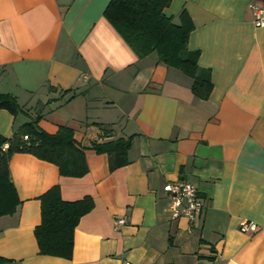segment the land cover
<instances>
[{
	"label": "crops",
	"instance_id": "0c3cea01",
	"mask_svg": "<svg viewBox=\"0 0 264 264\" xmlns=\"http://www.w3.org/2000/svg\"><path fill=\"white\" fill-rule=\"evenodd\" d=\"M110 0H0V94L23 112L0 109V135L47 104L39 127L73 130L88 172L62 176L30 154L9 168L21 204L0 217V257L16 264H264V0H172L163 11L194 30L188 50L211 76L208 100L193 80L158 60L139 59L104 16ZM50 88L52 90H50ZM65 91H69L64 95ZM64 95V97H63ZM99 125L106 127L107 132ZM132 138L129 163L111 171L92 146ZM190 181L202 217L171 220L164 186ZM91 198L70 260L39 254L41 198ZM126 224L117 227L116 221ZM243 221L258 229L242 233Z\"/></svg>",
	"mask_w": 264,
	"mask_h": 264
},
{
	"label": "trees",
	"instance_id": "16d2710c",
	"mask_svg": "<svg viewBox=\"0 0 264 264\" xmlns=\"http://www.w3.org/2000/svg\"><path fill=\"white\" fill-rule=\"evenodd\" d=\"M104 16L130 46L139 59L156 53L159 62L175 68L193 80L192 92L198 99L208 100L212 94L210 73L198 65L199 52L188 50L189 36L194 30L190 17L184 11L179 23L163 12L172 0H110ZM50 90H52L50 88ZM69 91H65L64 95ZM63 95V97H64ZM47 104H39L35 116L16 129L11 138L0 135V217L16 213L21 201L10 174L9 163L15 154H30L54 164L62 176L81 177L88 172L86 155L77 146L73 130L60 127L50 135L39 127ZM0 109L16 117L22 107L10 95L0 94ZM100 129L107 132L103 125ZM28 137L25 140V137ZM132 138L94 144L97 154H106L110 170L129 163L128 152ZM41 224L35 229L39 254L70 260L74 249V232L80 219L93 207L91 198L66 202L53 187L41 198ZM0 264H16L0 257Z\"/></svg>",
	"mask_w": 264,
	"mask_h": 264
},
{
	"label": "built area",
	"instance_id": "2783aa9c",
	"mask_svg": "<svg viewBox=\"0 0 264 264\" xmlns=\"http://www.w3.org/2000/svg\"><path fill=\"white\" fill-rule=\"evenodd\" d=\"M254 15V25L256 27H264V10L258 5L252 7ZM28 137H25L27 140ZM164 192L167 194L170 202V217L171 220H178L186 218L188 222H196L199 220L204 212V201L200 197L198 188L190 181H176L168 183L164 186ZM126 224L125 219L117 220L116 226L120 227ZM258 229L254 222L243 221L240 224V231L242 233H253ZM121 264H130L125 261Z\"/></svg>",
	"mask_w": 264,
	"mask_h": 264
},
{
	"label": "rangeland",
	"instance_id": "374dc122",
	"mask_svg": "<svg viewBox=\"0 0 264 264\" xmlns=\"http://www.w3.org/2000/svg\"><path fill=\"white\" fill-rule=\"evenodd\" d=\"M19 115V114H18Z\"/></svg>",
	"mask_w": 264,
	"mask_h": 264
}]
</instances>
